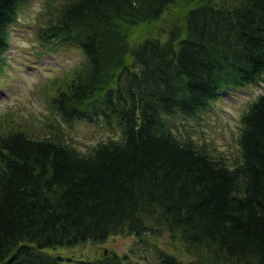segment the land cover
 Returning a JSON list of instances; mask_svg holds the SVG:
<instances>
[{"label":"trees","instance_id":"16d2710c","mask_svg":"<svg viewBox=\"0 0 264 264\" xmlns=\"http://www.w3.org/2000/svg\"><path fill=\"white\" fill-rule=\"evenodd\" d=\"M29 1L0 0V74ZM43 16L38 52L73 46L84 59L50 81L44 133L0 118V264H264V93L240 118L232 163L169 120L259 84L264 0H48ZM100 118L121 136L87 152L59 120ZM164 232L193 258L45 252Z\"/></svg>","mask_w":264,"mask_h":264},{"label":"rangeland","instance_id":"374dc122","mask_svg":"<svg viewBox=\"0 0 264 264\" xmlns=\"http://www.w3.org/2000/svg\"><path fill=\"white\" fill-rule=\"evenodd\" d=\"M48 0H30L23 6L19 20L10 26V49L6 53L4 71L0 74V118L13 115L15 122H22L30 129L44 133L47 118L51 115L49 88L52 79L61 78L83 61L81 50L73 46H59L53 52L39 53L36 26L43 23ZM264 93V74L259 84L231 87L220 98L192 116L175 115L169 118L175 133L181 137L190 134L209 145L211 151L225 156L229 162L238 159L240 118L260 94ZM61 128L71 143L87 152L99 140L119 139L121 129L103 119L97 122L78 119L71 123L61 121ZM116 252L140 263L156 262L159 251L176 255L183 261L193 256L182 244L172 240L168 232L161 235L146 233L112 235L100 244L85 243L70 248L47 249L45 252L63 259H94L102 249Z\"/></svg>","mask_w":264,"mask_h":264},{"label":"water","instance_id":"95a60500","mask_svg":"<svg viewBox=\"0 0 264 264\" xmlns=\"http://www.w3.org/2000/svg\"><path fill=\"white\" fill-rule=\"evenodd\" d=\"M102 253H103V254H107V253H108L107 249H106V248H103V249H102Z\"/></svg>","mask_w":264,"mask_h":264}]
</instances>
